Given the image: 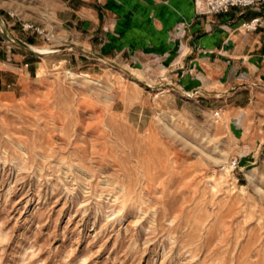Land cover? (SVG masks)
<instances>
[{
  "label": "rangeland",
  "instance_id": "obj_1",
  "mask_svg": "<svg viewBox=\"0 0 264 264\" xmlns=\"http://www.w3.org/2000/svg\"><path fill=\"white\" fill-rule=\"evenodd\" d=\"M61 8L0 0V45L15 29L58 51L0 95V264H264L263 60L126 62Z\"/></svg>",
  "mask_w": 264,
  "mask_h": 264
},
{
  "label": "crops",
  "instance_id": "obj_2",
  "mask_svg": "<svg viewBox=\"0 0 264 264\" xmlns=\"http://www.w3.org/2000/svg\"><path fill=\"white\" fill-rule=\"evenodd\" d=\"M97 2H106L107 10L99 11L97 3L91 6L83 0H62L59 21L69 27L72 34L80 37L88 34V40L93 39V49L95 39L101 40L106 34L110 41L107 52L126 62L152 53L164 54L165 58L180 54L182 60L199 61L202 73L207 74L205 65L219 70L228 60L236 65L239 73L252 72L249 65L264 62V3L250 8H232L226 14L207 15L204 5H197L196 0ZM254 19H258L256 29H247L246 25ZM101 21L103 27L109 28L108 33L101 29ZM9 34L18 43L0 45V95L15 91L21 74L31 77L37 63L35 59L40 58L33 49L36 42L31 35L15 29ZM224 69L225 73L226 67ZM262 71L260 75L264 77V67ZM196 89L201 90L197 94L204 92L202 86L194 88V92ZM234 94L235 100H242V94Z\"/></svg>",
  "mask_w": 264,
  "mask_h": 264
},
{
  "label": "built area",
  "instance_id": "obj_3",
  "mask_svg": "<svg viewBox=\"0 0 264 264\" xmlns=\"http://www.w3.org/2000/svg\"><path fill=\"white\" fill-rule=\"evenodd\" d=\"M200 1L203 3L204 10L207 15L226 14L232 8H250L262 5L264 3V0H196V4L199 5ZM257 23L258 19H254L248 25H246V28L249 30L256 29ZM22 26L24 31H31L33 34L42 35L45 32L44 30H41L40 27L31 23H23ZM103 32L108 33L109 28L103 27ZM48 37L49 34L46 35V38L49 40ZM219 116V111L215 112V117ZM229 166L236 167L237 160H234L232 165L229 164Z\"/></svg>",
  "mask_w": 264,
  "mask_h": 264
},
{
  "label": "bare ground",
  "instance_id": "obj_4",
  "mask_svg": "<svg viewBox=\"0 0 264 264\" xmlns=\"http://www.w3.org/2000/svg\"><path fill=\"white\" fill-rule=\"evenodd\" d=\"M200 5H203V3L200 1V3H199ZM0 23L3 25V22L0 20ZM33 49H34V51H36L37 53H39V54H41V55H45V56H47V55H52V54H54V53H56V51H54V50H50V48H47V47H43V46H34L33 47ZM101 59V58H100ZM104 60V59H103ZM105 61V60H104ZM130 71V70H129ZM137 71H139L140 72V70H138V69H134L133 70V72H135L134 74L135 75H137V76H139L140 77V75L138 74V72ZM132 72V71H131ZM39 74H41V72H39ZM68 76L69 77H71V78H75V77H79V76H81V75H78L77 73H75V72H73V71H69L68 73ZM142 75V74H141ZM148 85H150L149 83H148ZM170 84H167L166 86H169ZM139 86V85H138ZM161 90V91H160ZM159 91L161 92V93H165V92H167V91H169V89L167 88V89H160ZM159 91H157V92H159ZM195 94V92L194 93H189L188 94V97H190V98H192L193 97V95ZM217 162H220V161H217ZM222 163H223V169L224 170H227V171H230L229 170V168L228 167H231V166H228L229 165V163H228V160H227V158L225 157V159H223V161H222ZM233 172V171H232ZM251 172H249L248 173V175L250 176V178H251V180H252V177H251V174H250Z\"/></svg>",
  "mask_w": 264,
  "mask_h": 264
}]
</instances>
